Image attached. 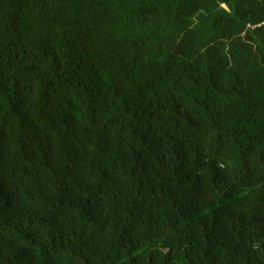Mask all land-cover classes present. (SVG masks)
<instances>
[{"label": "trees", "instance_id": "1", "mask_svg": "<svg viewBox=\"0 0 264 264\" xmlns=\"http://www.w3.org/2000/svg\"><path fill=\"white\" fill-rule=\"evenodd\" d=\"M0 264H264V0H0Z\"/></svg>", "mask_w": 264, "mask_h": 264}]
</instances>
